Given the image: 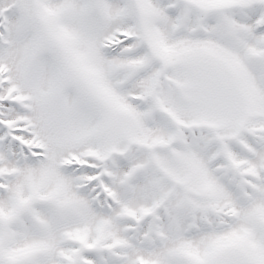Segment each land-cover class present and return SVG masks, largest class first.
Masks as SVG:
<instances>
[{
    "label": "snow or ice",
    "instance_id": "snow-or-ice-1",
    "mask_svg": "<svg viewBox=\"0 0 264 264\" xmlns=\"http://www.w3.org/2000/svg\"><path fill=\"white\" fill-rule=\"evenodd\" d=\"M0 264H264V0H0Z\"/></svg>",
    "mask_w": 264,
    "mask_h": 264
}]
</instances>
